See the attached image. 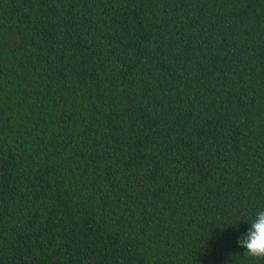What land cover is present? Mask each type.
<instances>
[{
  "label": "trees",
  "instance_id": "16d2710c",
  "mask_svg": "<svg viewBox=\"0 0 264 264\" xmlns=\"http://www.w3.org/2000/svg\"><path fill=\"white\" fill-rule=\"evenodd\" d=\"M260 208L264 0H0V264H264Z\"/></svg>",
  "mask_w": 264,
  "mask_h": 264
},
{
  "label": "clouds",
  "instance_id": "9594fccd",
  "mask_svg": "<svg viewBox=\"0 0 264 264\" xmlns=\"http://www.w3.org/2000/svg\"><path fill=\"white\" fill-rule=\"evenodd\" d=\"M247 222L250 227L245 234L237 238L236 243L243 247L248 255L264 257V208L258 209L251 221Z\"/></svg>",
  "mask_w": 264,
  "mask_h": 264
}]
</instances>
